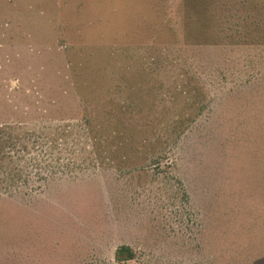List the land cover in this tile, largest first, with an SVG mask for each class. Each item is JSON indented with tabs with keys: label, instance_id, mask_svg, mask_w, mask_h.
Returning <instances> with one entry per match:
<instances>
[{
	"label": "rangeland",
	"instance_id": "obj_1",
	"mask_svg": "<svg viewBox=\"0 0 264 264\" xmlns=\"http://www.w3.org/2000/svg\"><path fill=\"white\" fill-rule=\"evenodd\" d=\"M1 148L0 264H264V0H0Z\"/></svg>",
	"mask_w": 264,
	"mask_h": 264
},
{
	"label": "trees",
	"instance_id": "obj_2",
	"mask_svg": "<svg viewBox=\"0 0 264 264\" xmlns=\"http://www.w3.org/2000/svg\"><path fill=\"white\" fill-rule=\"evenodd\" d=\"M182 18V17H181ZM185 25V27H186V23L184 24ZM253 30V29H252ZM250 31V35H253L254 33H255V31ZM173 33H175V30H173ZM205 33V32H204ZM248 33V32H247ZM186 34L187 33H184L183 32V36H185L186 37ZM200 34V33H199ZM188 36V35H187ZM184 37V38H185ZM7 155V151L4 149H0V157H1V159H5L6 158V155ZM3 157V158H2ZM10 158V157H9ZM6 159H8V156H7V158ZM6 159H5V161H6ZM8 162L10 163H7V165H5L4 164V168L6 169V171L9 173V175H8V177L10 178V179H12V182H10V183H8V184H10V186H15V185H17V183H16V179H17V177L20 175V176H23L24 174H25V172H26V167H28L27 165L28 164H26L25 165V168L23 169L18 163H15L14 161H13V159L12 158H10V160L8 159ZM1 166H2V163H1ZM7 175V174H6ZM25 176V175H24ZM7 176H6V179L8 178ZM115 260H117V261H122V260H129V259H132L133 257H134V251H133V249L131 248V246L130 245H128V244H121V245H119L118 247H116V249H115Z\"/></svg>",
	"mask_w": 264,
	"mask_h": 264
}]
</instances>
